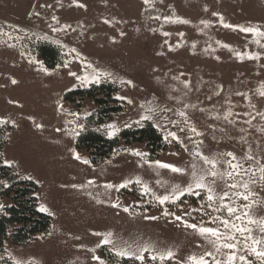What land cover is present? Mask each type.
Wrapping results in <instances>:
<instances>
[{"label":"rangeland","instance_id":"rangeland-1","mask_svg":"<svg viewBox=\"0 0 264 264\" xmlns=\"http://www.w3.org/2000/svg\"><path fill=\"white\" fill-rule=\"evenodd\" d=\"M257 32L264 33V0H0V154L18 180L36 183L38 209L47 208L41 212L52 218L47 234L24 245L6 240L4 256L21 264H100L95 257L109 264L104 248L116 255L122 248L138 252L148 246L143 264L168 250L174 253L172 260L154 262L190 264L189 257L209 251L223 260L230 250L216 253L209 240L184 226L228 231L220 220L212 223L214 217L251 227L252 235L262 238L244 215L253 208L255 218H264V207H255L264 202V35ZM38 42L60 48L62 60L48 66L33 50ZM93 68L110 75L86 84L76 78L94 75ZM105 83L118 88L108 106H123L112 116H102L92 99L65 100L69 92ZM144 115L151 119L142 120ZM146 122L167 145L157 155L144 142L127 145L122 140L110 157L95 162L88 150L76 148L88 129L120 138L125 129ZM110 124L119 128L115 136L108 135ZM191 126L202 135L191 132ZM168 132H175L179 142L165 139ZM136 151L143 157L134 155ZM197 152L215 157L218 173H232L231 179L217 177L215 191L229 193L223 203L236 208L235 215L229 217L223 208L214 212L221 202L210 208L203 189L163 205L156 199L170 195L175 185L187 187L193 164L198 174L211 167ZM157 161L185 174L159 168ZM228 162L238 167L230 168ZM126 181L132 183L120 187ZM211 181L209 176L206 183ZM232 183L238 187H227ZM5 185H10L8 179ZM144 185L150 189L147 194ZM14 192L0 206L12 205ZM236 193L248 195V200ZM95 233H111L113 243L103 244L104 235ZM232 234L239 242L238 254L260 264L247 252L241 234ZM205 259L211 264L212 257Z\"/></svg>","mask_w":264,"mask_h":264},{"label":"trees","instance_id":"trees-1","mask_svg":"<svg viewBox=\"0 0 264 264\" xmlns=\"http://www.w3.org/2000/svg\"><path fill=\"white\" fill-rule=\"evenodd\" d=\"M34 52L38 53L48 66H56L62 60V52L57 46L38 42L34 45ZM118 91L117 86L111 83H105L100 86H93L86 90H76L69 92L65 100L74 101L76 98L92 99L100 108V113L104 117L112 116L113 113L122 111L123 106L109 107L115 93ZM116 100V99H115ZM104 120V119H101ZM127 145L137 142H144L148 148L157 155L161 149H166L163 135L151 123L146 122L140 128L125 129L120 138H107L103 134L86 130L80 134L76 142V148L79 150L86 149L92 156L93 161H99L103 158L110 157L121 141ZM4 146V139L0 136V150ZM8 179V187L5 180ZM15 191L13 204L3 206L0 213V264H15L12 260L4 256L5 242L9 238L17 245H24L32 239L47 234L52 225V218L39 211L38 200L36 196L37 185L33 181L18 180L13 168L3 164V158L0 154V204L6 194L11 195ZM105 259L109 264H140L127 258H120L107 249H103ZM148 264H159L158 262L148 261Z\"/></svg>","mask_w":264,"mask_h":264},{"label":"snow or ice","instance_id":"snow-or-ice-1","mask_svg":"<svg viewBox=\"0 0 264 264\" xmlns=\"http://www.w3.org/2000/svg\"><path fill=\"white\" fill-rule=\"evenodd\" d=\"M145 4L150 3V0H144ZM79 7H85L84 5H78ZM221 21H223V18L221 17ZM178 22L180 23H189V21L186 20H179ZM226 28L229 27H234L232 25L224 24L223 25ZM238 27V26H237ZM240 31L242 32H255V29L251 28H239ZM258 35H264V33H258ZM164 35H168V33H164ZM224 47H229L228 45H224ZM72 51H75L74 49ZM242 58V57H241ZM250 59H259L258 56H249ZM87 67L91 68L92 66L89 64ZM43 71L47 72V69H43ZM92 72L94 75L89 76L88 74L84 76H76L75 72H70L69 74L72 76H76V78L82 83H89V82H99V77L100 76H105V75H110L108 73H103V72H97L96 69H92ZM13 83H16L15 80L12 81ZM187 86V85H186ZM260 95L264 96V92H261ZM118 99H124L123 97H118ZM131 103V101H128ZM149 111H154L153 109H149ZM75 115V114H73ZM181 117H185L186 113L181 111L179 113ZM142 120H149L151 119V116L149 115H144L141 118ZM227 119V116L225 117ZM2 123V121H0ZM139 123V121H137ZM109 129L108 135L109 136H115L119 132V128L115 124H110L106 126ZM191 132L195 133L196 135H202V133L198 132L195 126L190 127ZM75 135H78L79 133L75 130H73ZM168 137H171L174 140H177L179 142V137H177L175 132H168L165 136V139H168ZM136 156H141L143 157V154L140 153L139 151H136L133 153ZM196 155H198L201 160L203 161L204 164L210 165L211 167L206 170H202L201 174H198V171L196 169V165L193 164L192 167V172H191V178L192 182L187 185V187H181L180 185H175L171 189V194L170 195H164V196H157L156 199L159 201L161 205L165 204L166 202H175L176 200H179L180 197L184 196L186 193L187 194H198L196 193L197 189H203L206 194H207V200L210 202L209 207H212V202H215L219 200L221 202L220 206H217L215 208H212L214 212H219L223 209H226L228 216L231 217L236 214L237 209L229 206L227 204H224L223 201L229 198V193L225 191L223 195H217L215 191V184H216V179L217 177L223 178L224 175H227L230 179L232 177L231 172L227 173H218L216 171L217 168V159L215 157L209 158L207 156H204L202 153L197 152ZM226 155L232 156V159L235 160V156H233L232 153H227ZM76 159L80 160L81 157L79 154L76 155ZM249 159H252L251 155H249ZM84 163H88V161H83ZM229 163L230 168H236L238 165H233L231 162ZM157 166L159 168H164V169H170L173 173H179L181 175L185 174V170L179 167H176L174 165H170L167 163H161L159 161L156 162ZM260 179L264 180V166L260 168ZM212 177V181L210 183H206V180L208 177ZM137 184L141 183L139 178L135 181ZM89 183H94L93 181H89ZM132 183V181H126L124 184H121L120 187H126L127 184ZM106 188H113L114 185L112 184H107L105 185ZM227 187L235 189L238 187L236 183H232L227 185ZM243 187L246 191H249V185L247 183L243 184ZM144 192L147 194L150 192V189L148 188L147 185H144ZM237 195H241V198L245 201L248 200V195H243L240 193H236ZM154 195V194H153ZM114 207H119V205H113ZM2 207V206H0ZM245 207H249L246 205ZM256 208L264 207V202H261L260 204L255 205ZM125 211H128L127 208L124 209ZM41 211L48 212V209L45 207H41ZM254 209L249 208V211L245 212L244 215L248 217L247 219V224L248 225H257L259 232L261 233L262 238H257L252 235L253 229L251 227H244L240 226L237 224L232 223L229 219H222L220 217H214L213 220L211 221L212 223H215L216 220H220L221 225L224 226L226 231L225 233H221L219 231V228H214V227H204V226H198L196 224H189L187 222H184V226L186 228H191L193 231L198 232L202 237H204L206 240H209V242L213 245L215 252L220 253L221 248L223 249H228L229 254L226 256V259H217L214 255L213 252H206L202 256H191L189 257L190 264H210L209 260L205 259V256L212 257V262L211 264H250V262L247 260L246 256L244 255H239L238 253L240 252V249L238 248V241L237 238L233 232L240 233L242 238L245 241V248L248 253L254 255L256 259L260 262V264H264V218H255L252 213ZM51 215V213L49 212ZM165 216L170 215L168 211H165L163 213ZM152 219H158V217H152ZM236 219H241L239 215L236 216ZM176 220H181V217L177 216ZM247 234V235H245ZM95 235H104V239L102 241L103 244H112L113 242L111 241V233L108 234H101V233H95ZM225 242H221V241ZM228 241H233V242H228ZM250 241V243H248ZM115 248V245H113ZM150 248L148 246L141 247L138 252H130L128 251L127 248H122L120 250L116 251V255L119 257H128L129 259H136L141 261V264H143L145 260L144 253L149 252ZM159 260L163 262L165 259L172 260L174 258V253L171 250H168L166 252H161L157 255H152L151 259L153 261ZM96 260L100 261V264H104L102 260H100L99 257H95ZM15 264H21L20 261H16ZM29 264H33V262H29Z\"/></svg>","mask_w":264,"mask_h":264}]
</instances>
